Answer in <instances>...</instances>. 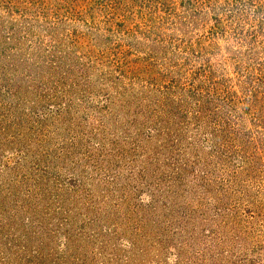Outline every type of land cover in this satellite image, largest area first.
Segmentation results:
<instances>
[{"label": "rangeland", "instance_id": "rangeland-1", "mask_svg": "<svg viewBox=\"0 0 264 264\" xmlns=\"http://www.w3.org/2000/svg\"><path fill=\"white\" fill-rule=\"evenodd\" d=\"M0 264H264V0H0Z\"/></svg>", "mask_w": 264, "mask_h": 264}]
</instances>
